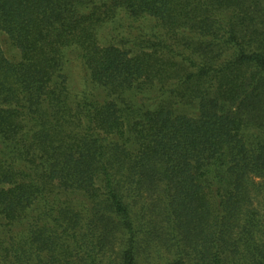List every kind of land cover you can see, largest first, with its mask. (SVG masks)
I'll list each match as a JSON object with an SVG mask.
<instances>
[{
  "label": "trees",
  "instance_id": "obj_1",
  "mask_svg": "<svg viewBox=\"0 0 264 264\" xmlns=\"http://www.w3.org/2000/svg\"><path fill=\"white\" fill-rule=\"evenodd\" d=\"M0 33V264H264V0H0Z\"/></svg>",
  "mask_w": 264,
  "mask_h": 264
},
{
  "label": "rangeland",
  "instance_id": "obj_2",
  "mask_svg": "<svg viewBox=\"0 0 264 264\" xmlns=\"http://www.w3.org/2000/svg\"><path fill=\"white\" fill-rule=\"evenodd\" d=\"M0 44L1 46L3 47V49L5 50L6 52V55L8 57H15L17 56V51L13 48H10L9 46V41L7 39L6 36H4V34L0 33ZM69 78L71 80L72 83H76L77 86L79 85V81H78V77H76V73L74 70H69ZM252 133H255V129L254 128H248L247 130V134H252ZM140 264H146L144 261L140 260L139 262Z\"/></svg>",
  "mask_w": 264,
  "mask_h": 264
}]
</instances>
